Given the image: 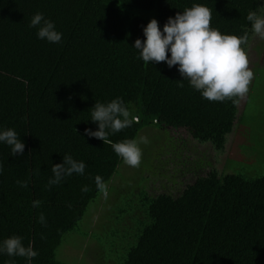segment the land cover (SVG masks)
<instances>
[{
  "label": "trees",
  "instance_id": "1",
  "mask_svg": "<svg viewBox=\"0 0 264 264\" xmlns=\"http://www.w3.org/2000/svg\"><path fill=\"white\" fill-rule=\"evenodd\" d=\"M260 1L0 0V129H14L25 144L23 155L12 156L0 143V242L19 236L25 247L31 244L38 253L31 264H65L56 251L66 233L97 241L112 264H264V168L243 166L260 158L239 143L244 114L234 127L237 103L208 101L182 81L176 66L144 63L132 47L137 38L143 41L147 25L135 11H150L162 30L169 17L199 4L211 11V28L249 37L247 15L257 13ZM38 12L62 33L59 43L38 39L29 27ZM117 97L135 117L132 125L106 141L85 135L86 128L97 130L90 120L95 102ZM151 126L184 128L218 151L233 131L232 153L222 170L209 169L177 196H150L140 185L128 197L127 220L128 210L119 206L120 218L111 219L105 200L101 220L83 222L88 206L105 192L94 178L106 186L123 162L112 143L135 139ZM65 154L84 161L85 173L50 184L52 165ZM110 226L115 230L107 233ZM119 233L122 241L110 239ZM9 260L27 264L0 254V264Z\"/></svg>",
  "mask_w": 264,
  "mask_h": 264
},
{
  "label": "clouds",
  "instance_id": "2",
  "mask_svg": "<svg viewBox=\"0 0 264 264\" xmlns=\"http://www.w3.org/2000/svg\"><path fill=\"white\" fill-rule=\"evenodd\" d=\"M247 20L251 23L252 32L264 39V16L249 12ZM210 21L211 11L206 6L193 4L191 8L169 17L162 30L158 21L151 19L143 28V41L137 38L132 47L138 51L144 63L165 62L169 68L176 66L182 81L187 80L208 101L232 100L237 103L233 98L247 94L253 78L245 48L242 47L246 46L248 36L222 34L210 27ZM29 27L37 29L38 39L53 44L62 40V33L42 13L38 12L31 18ZM90 120L97 125V130L86 128L85 135L106 141L110 135L130 127L135 117L123 100L117 97L107 103L95 102ZM0 143L10 147L12 156L24 154L25 144L12 128L0 129ZM141 143H148L147 138L126 139L111 146L126 165L135 168L139 167L142 159ZM85 167L84 161H77L65 154L62 163L52 165L54 179L49 183L57 184L73 173L83 175ZM2 170L0 167V172ZM94 179L97 187L104 190L102 177L97 175ZM18 183L21 187L27 186L24 182ZM87 190L86 186L82 188V191ZM33 206L38 207L39 202H34ZM43 219L41 215V222ZM0 254L23 257L27 264H31L38 255L31 244L25 247L19 236H11L0 242ZM6 264H14V261L9 260Z\"/></svg>",
  "mask_w": 264,
  "mask_h": 264
},
{
  "label": "rangeland",
  "instance_id": "3",
  "mask_svg": "<svg viewBox=\"0 0 264 264\" xmlns=\"http://www.w3.org/2000/svg\"><path fill=\"white\" fill-rule=\"evenodd\" d=\"M135 12L137 15L142 16L147 23L154 18L150 11L139 10ZM257 14L264 16V0L260 1ZM245 51L249 61L248 66L253 72V78L248 86L247 94L238 99L234 127L237 126L241 116L244 114L243 126L245 128H243L244 133L240 135V139L238 138L239 143H243L248 154L253 155V153L258 152L260 158L256 156L249 163L251 164L249 166L235 163L243 165L245 169L252 168V170H255L253 163H258L256 165L258 168H264V39L254 34L251 30ZM252 84L253 87L251 88ZM250 89L252 90L251 93H249ZM164 129L166 132H164ZM140 137H146L148 143L139 145L142 150V159L139 167L133 168L124 162L119 163L109 183L105 186V192L100 194L88 206L82 219L83 222L91 216L90 224L95 225L98 223V219L101 220L100 215L103 212L102 207L105 200L108 201L106 203L108 207L113 210L110 213L111 219L116 218L117 220L120 218L121 214L115 209V207L119 206L128 210V213L123 217L124 220H127L126 217H129L133 206V203L129 202L128 197L131 192L136 193L140 185L145 187L150 196L160 193H169L172 196H177L187 184L192 183L198 176L204 175L209 169L222 170L226 157L232 153L234 132L231 131L226 136L225 146L219 151L209 142L202 143L193 139L184 128L173 129L166 127L161 129L159 126L144 127L139 131L135 139L139 140ZM163 142L167 145L163 146ZM156 148H161V150ZM156 151L159 153L157 157L155 156ZM186 159L189 161L188 164L185 163ZM202 160L203 165H197ZM205 162L208 163L206 164ZM150 163L151 167L149 166ZM97 204H99L97 208L88 213L89 208ZM107 214L108 211L103 215L106 216ZM113 222L114 220H110L111 225H115L116 222ZM127 228L132 229L130 227ZM108 229L107 233L115 230L113 226ZM121 234H117L115 238L111 236L110 239H114V242L118 243V241H122ZM131 234L129 233L130 238ZM66 239L67 242H64ZM84 248H86L87 252ZM102 253V248H100L97 241L77 239L75 234L66 233L63 237V243L56 251V257L65 264H112L109 259L105 261L104 255H101Z\"/></svg>",
  "mask_w": 264,
  "mask_h": 264
}]
</instances>
